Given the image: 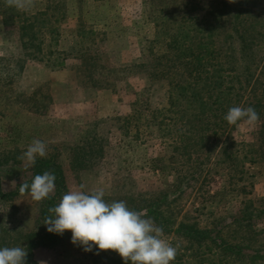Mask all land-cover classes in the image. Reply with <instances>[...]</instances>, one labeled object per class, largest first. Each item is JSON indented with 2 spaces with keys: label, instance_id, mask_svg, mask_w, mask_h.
Here are the masks:
<instances>
[{
  "label": "rangeland",
  "instance_id": "1",
  "mask_svg": "<svg viewBox=\"0 0 264 264\" xmlns=\"http://www.w3.org/2000/svg\"><path fill=\"white\" fill-rule=\"evenodd\" d=\"M49 1L44 0V8ZM40 2L34 0L30 9H40ZM258 3L264 7V1ZM185 8L182 0H68L66 16L54 23L60 30L59 44L54 48L60 53L52 55L59 57L58 60L65 59L66 65L55 69L46 61L26 56L18 63L25 50L18 32L6 28L0 14V149L12 150L20 157L33 139H39L47 145L46 157L54 155L61 163L67 191L81 185L86 192L102 188L103 199L122 200L130 206L166 194L173 200L174 219L198 228L220 227L219 221L231 223L247 199H252L256 206H264L263 163L248 162L250 178L237 184L226 180L227 171L220 169L217 151L224 140L249 146L260 143L264 124L260 116L252 125L244 121L229 124L215 151L216 159L213 157L207 163V171L205 162L185 165L187 170L193 165L199 169L191 180L184 175L185 169L174 168L176 162L170 158V141L164 137L159 119L156 120L160 117L156 111L168 105L172 75L160 71L167 59H158L154 53L157 55L166 48L153 40L157 37L156 21L163 28L174 30L177 20L171 17L183 15L181 11ZM209 9L210 5L205 4L199 11ZM165 10H175L176 14L164 15ZM154 14L157 19L153 18ZM251 14L257 16L250 18L257 23L258 33L263 34L252 45V58L261 60L254 65L253 77L254 83L260 80L254 86L259 90L264 81V14L256 5ZM223 24L220 44L229 49L237 62V75L245 89L240 94L246 100L251 90L249 81L245 82L246 64L252 58L243 60L237 40L224 41L232 32L228 16ZM222 60L225 62V57ZM85 143L97 151L76 166L72 161L76 147ZM180 162L186 163L181 159ZM32 175L33 165L24 160L7 165L1 168L2 188L13 191ZM240 184L246 186L248 193L242 192ZM13 205L25 231L46 229L40 221L42 200L35 201L30 192H25L16 197ZM7 207L1 205L0 211L9 212ZM225 235L234 240L231 232ZM71 236V230H65L57 248H37L34 256L38 263L112 264L114 259L121 258L114 250H99L95 246L92 251H84L82 246L71 242ZM163 238L178 246L171 264H264V261L242 263L219 257L204 247L199 248L198 243L193 246L186 237L174 232L163 233Z\"/></svg>",
  "mask_w": 264,
  "mask_h": 264
},
{
  "label": "trees",
  "instance_id": "2",
  "mask_svg": "<svg viewBox=\"0 0 264 264\" xmlns=\"http://www.w3.org/2000/svg\"><path fill=\"white\" fill-rule=\"evenodd\" d=\"M67 1L50 0L44 8V0H41V8L38 10L18 11L14 7L6 6L5 0H0L3 23L6 28L18 32L25 50L23 57L17 59H20L18 63L23 62L26 56L46 61L54 69L65 67V59L58 60L59 57L52 55L60 53L58 48H54L59 44L60 38V30L54 26V23L66 16L64 11ZM182 1L185 2L186 7L181 11L183 15L171 17L177 20L174 30H167L156 21L157 37L153 42L163 44L166 50L163 52L159 50L154 56L158 59H167L165 64L161 63L165 67L160 71H167L165 73L172 75L169 80L168 105L156 111V116H160L156 117V120L159 119L164 137H168L170 141L168 147L170 158L176 162L174 168L179 171L180 168L185 169L188 163L205 162L207 171V163L211 162L213 157L216 159L215 151L220 147L229 126L224 116L230 107L240 104L243 105L242 108L252 106L264 119V81L260 83L259 90L254 86L260 80L253 82L254 65L260 64L261 60L256 56L255 59L252 58L254 54L252 45L256 44L258 38L261 40L263 34L258 33L257 23L252 22L253 19L250 18H257L256 15L251 14L255 5L264 14V7L259 6L258 3L264 0ZM205 4L210 5L211 9L199 11V8ZM197 11L203 13L198 14ZM60 12H62L61 16ZM163 14L173 15L176 11L165 10ZM161 15L159 14V18ZM225 16L230 19L232 32L224 41L237 40L241 45L243 60L252 58L251 63L246 64L245 74L248 79L245 82L249 81L248 86L251 87L250 95L246 100H243V95L240 94V90L245 89L244 82L237 75V62L229 49L224 44H220L219 37L222 35L221 29L225 28L223 24ZM153 18L157 19V15L154 14ZM229 48L235 50L232 44H229ZM224 57L225 62L222 60ZM159 64L160 62L153 67ZM260 140V143L252 146L239 145L235 141H223L221 150H217L218 164L220 169L227 171L225 172L228 176L225 175L227 181H236L238 184L249 180L250 175L246 168L248 162H261L264 165V124L260 129ZM91 147L90 143L76 147L78 149L72 160L76 166L83 164L87 156L97 151ZM18 157V153L12 150L0 149V206L7 205L9 209V212L0 211V248L23 247L27 251L26 264H39L34 256L35 250L57 248L63 241V235L49 232L45 224L44 231L28 232L21 227L19 218L13 211V201L21 194L20 186L7 192L2 188L1 180V168L20 164L21 159ZM180 159L186 163H181ZM198 170L195 165L190 166L188 170L185 169L184 175L189 176L191 180ZM45 171L53 172L56 179L54 193L42 200L40 213L42 223L46 218L54 217V214L49 212V208L58 204L68 190L65 172L54 155L46 158L37 157L33 165L32 178L26 182L31 184L35 175H42ZM238 187L243 189L242 192L248 193L243 184ZM172 203L173 200L170 201L166 194H162L151 199L145 198L139 205L130 206L129 203L127 205L130 209L144 212L146 218L151 217L156 225L163 228V233L174 232L184 236L193 246L194 243H198L199 248H206L208 253L217 254L219 257H230L242 263L264 261V225H262L264 206H256L252 199H247L245 206L239 215L233 217L231 223L219 221L222 224L220 227L198 228L187 222H177L174 219ZM225 229L226 233L231 232L234 236L233 241L226 238ZM114 260L112 264H125L122 258L117 257Z\"/></svg>",
  "mask_w": 264,
  "mask_h": 264
},
{
  "label": "clouds",
  "instance_id": "3",
  "mask_svg": "<svg viewBox=\"0 0 264 264\" xmlns=\"http://www.w3.org/2000/svg\"><path fill=\"white\" fill-rule=\"evenodd\" d=\"M34 0H5L8 7L18 11H27ZM230 125L244 121L252 125L259 120L254 107H230L224 116ZM46 158L47 145L39 139H33L27 150L18 159L34 165L36 157ZM55 174L45 171L35 175L31 184L24 182L19 191L30 192L33 200L48 198L55 189ZM72 189L63 194L59 203L49 208L54 214L46 218L44 224L51 233L63 235L71 230V242L79 244L84 251L114 250L127 264H171L178 254V246H173L163 238V228L156 225L145 213L130 209L125 201L107 202L105 191L94 189L90 192ZM27 251L23 247L0 248V264H26Z\"/></svg>",
  "mask_w": 264,
  "mask_h": 264
}]
</instances>
